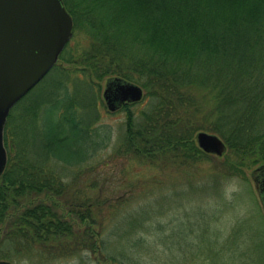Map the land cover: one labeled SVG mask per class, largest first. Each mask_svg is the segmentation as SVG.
Segmentation results:
<instances>
[{
    "label": "trees",
    "instance_id": "obj_1",
    "mask_svg": "<svg viewBox=\"0 0 264 264\" xmlns=\"http://www.w3.org/2000/svg\"><path fill=\"white\" fill-rule=\"evenodd\" d=\"M61 1L72 19L71 36L55 64L10 108L2 131L0 259L34 250L40 262L85 255L81 260L95 264H142L144 239L136 230L148 213L118 217L116 224L127 228L104 233V213L122 209L125 197L98 199L93 214L75 190L62 209L82 225L76 233L53 201L68 193L72 180L64 182L65 174L55 171L82 165L108 145L110 127L93 125L103 108L101 81L108 77L143 90L139 102L121 106L115 154L148 160L163 154L165 162L178 158L185 167L211 157L222 177H211L210 189L218 178L244 179L237 166L263 164L264 0ZM198 131L223 141L220 161L198 148ZM32 195L50 201L35 203ZM234 234L233 228L231 243H223L232 244ZM184 238L181 230L178 240Z\"/></svg>",
    "mask_w": 264,
    "mask_h": 264
},
{
    "label": "rangeland",
    "instance_id": "obj_2",
    "mask_svg": "<svg viewBox=\"0 0 264 264\" xmlns=\"http://www.w3.org/2000/svg\"><path fill=\"white\" fill-rule=\"evenodd\" d=\"M104 82L101 81V100ZM102 103L103 108L96 113L93 125L101 123L110 127L108 145L96 151L82 165L62 169L57 167L55 171L58 175L65 174V177L61 176L64 182L72 180L68 193L55 196L53 200L59 205L55 207L56 211L63 219H68L72 231L77 233L82 225L72 213L62 209V201L71 200L69 195H74L75 190L79 191V197H85L84 204L91 203L93 214V206L98 199H105L106 202L120 196L125 197L126 204L116 213H104L108 219L103 232L111 234L126 229L127 225L116 224L118 217H135L138 210L148 213V217L142 221L143 227L136 230V234L141 233L144 239L140 247L142 264H264V209L251 177V171L259 166L260 161L237 166L243 170L244 179L239 176L218 178L215 188L210 189L211 177H222L221 170L216 169L220 165L211 157L203 156L185 167L176 163H179L178 158L176 162H165L167 160L162 159L165 158L163 154L152 160L117 155L114 149L119 142L117 128L124 112L121 107L109 112L103 100ZM225 151L218 156L212 155L217 158L216 161H220ZM58 169L62 172H58ZM74 184L76 187L73 189ZM99 187L102 191H99ZM37 199L46 203L50 201V198H42L41 195L33 197L35 203ZM102 211L105 212L104 206ZM195 222L199 226L194 225ZM233 228L232 244H224L226 241L231 243L228 234ZM181 230L185 238L179 241ZM214 237L216 242L210 244ZM229 246L236 248L228 251ZM215 251L218 255H214ZM36 254L33 250L32 254L20 259H17V254H12L15 258L8 261L11 264H95L90 258L81 260L82 255L80 258L52 257L40 262L36 260ZM82 257L86 258L85 255Z\"/></svg>",
    "mask_w": 264,
    "mask_h": 264
},
{
    "label": "water",
    "instance_id": "obj_3",
    "mask_svg": "<svg viewBox=\"0 0 264 264\" xmlns=\"http://www.w3.org/2000/svg\"><path fill=\"white\" fill-rule=\"evenodd\" d=\"M72 19L61 0H0V174L6 164L2 131L10 108L55 64L71 36ZM142 89L120 77L105 79L101 97L112 112L124 103L138 102ZM195 142L205 153L220 155L223 141L198 131ZM264 209V163L251 171ZM0 264H11L0 259Z\"/></svg>",
    "mask_w": 264,
    "mask_h": 264
}]
</instances>
